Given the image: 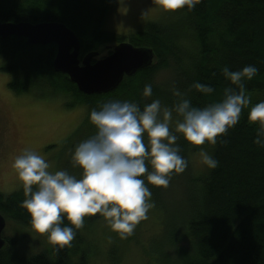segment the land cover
Returning <instances> with one entry per match:
<instances>
[{
	"label": "trees",
	"instance_id": "1",
	"mask_svg": "<svg viewBox=\"0 0 264 264\" xmlns=\"http://www.w3.org/2000/svg\"><path fill=\"white\" fill-rule=\"evenodd\" d=\"M118 1L0 0L1 21L66 24L81 41L80 58L122 41L155 53L151 65L125 76L115 90L85 94L67 74L54 69L55 44L31 45L23 37H0L1 69L11 74V89L41 98H68L67 106L87 111L62 140L71 149L45 158L53 172L67 170L80 176L72 152L94 134L90 111L106 101H134L143 108L159 99L171 107L179 99L173 90L179 89L193 105L203 107L222 100L230 86L223 67L236 71L255 65L257 74L245 81L251 103L216 145L196 146L178 139L181 155L189 160L187 169L174 175L167 188L145 181L153 207L126 239L97 214L85 217L71 247L59 249L32 227L30 214L21 206L23 187L8 194L0 191V213L12 229L9 237L4 235L0 264H90L94 255L106 264H127L132 255L140 261L135 264H264V148L253 142L257 125L247 119L250 108L264 101V0H202L191 11L185 8L183 25L174 16L162 15L128 34L107 26ZM196 81L214 91L199 92L192 87ZM146 84L152 86L150 97L142 94ZM200 148L219 161L217 168L195 166Z\"/></svg>",
	"mask_w": 264,
	"mask_h": 264
},
{
	"label": "clouds",
	"instance_id": "2",
	"mask_svg": "<svg viewBox=\"0 0 264 264\" xmlns=\"http://www.w3.org/2000/svg\"><path fill=\"white\" fill-rule=\"evenodd\" d=\"M153 3L165 12H175L185 8L191 11L202 0ZM221 72L230 86L224 89L222 100L203 107L193 105L174 89L173 95L179 99L171 107L154 99L143 108L128 100H109L93 108L89 121L95 132L72 152L73 166L82 170L79 177L67 170L50 171V163L42 155L25 148L12 167L22 181L25 199L21 206L30 214L34 230L63 249L71 247L85 217L99 214L121 239L132 235L153 207L152 192L145 181L167 188L172 177L188 167L178 139L183 137L196 146L216 145L251 103L245 81H250L258 68L246 65L232 71L225 66ZM192 87L204 94L214 91L199 81ZM142 94L152 95L151 84L144 86ZM247 119L257 125L253 142L264 148V101L250 108ZM199 153L200 162L208 169L218 167L219 161L204 148Z\"/></svg>",
	"mask_w": 264,
	"mask_h": 264
},
{
	"label": "rangeland",
	"instance_id": "3",
	"mask_svg": "<svg viewBox=\"0 0 264 264\" xmlns=\"http://www.w3.org/2000/svg\"><path fill=\"white\" fill-rule=\"evenodd\" d=\"M184 10L165 12L153 0H119L107 26L116 33L128 34L148 22L156 21L162 15L174 16L178 25H183ZM112 46L104 47L100 56L107 55ZM3 62L0 57V191L8 194L23 187L12 167L15 157L25 148L36 151L44 158L71 149L62 140L78 127L87 111L81 106H67L70 101L68 98H41L32 93H16L8 85L11 74L1 69ZM53 144L56 146L51 147ZM195 166L199 169L203 166L200 156L196 158ZM50 171H53V167ZM103 232L99 230L98 233ZM10 234L12 229L9 224L4 235L9 237ZM127 262L135 264L140 261L137 255H132ZM90 264L106 263L94 255Z\"/></svg>",
	"mask_w": 264,
	"mask_h": 264
},
{
	"label": "water",
	"instance_id": "4",
	"mask_svg": "<svg viewBox=\"0 0 264 264\" xmlns=\"http://www.w3.org/2000/svg\"><path fill=\"white\" fill-rule=\"evenodd\" d=\"M19 36L31 45H56L53 67L65 73L78 89L85 94H101L115 90L125 76L151 65L155 58L152 48L138 47L129 41L114 45L109 53L89 52L80 58L81 41L66 24L57 21L32 23L29 21L7 22L0 20V37ZM6 219L0 213V249L6 240L3 232Z\"/></svg>",
	"mask_w": 264,
	"mask_h": 264
}]
</instances>
